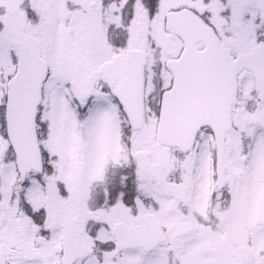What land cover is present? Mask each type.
Wrapping results in <instances>:
<instances>
[{"label": "snow or ice", "instance_id": "snow-or-ice-1", "mask_svg": "<svg viewBox=\"0 0 264 264\" xmlns=\"http://www.w3.org/2000/svg\"><path fill=\"white\" fill-rule=\"evenodd\" d=\"M0 264H264V0H0Z\"/></svg>", "mask_w": 264, "mask_h": 264}]
</instances>
